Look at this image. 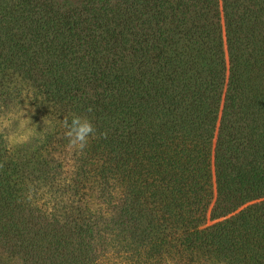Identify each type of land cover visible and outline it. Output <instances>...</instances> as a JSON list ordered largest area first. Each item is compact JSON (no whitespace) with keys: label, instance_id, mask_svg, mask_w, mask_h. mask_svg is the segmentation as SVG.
Segmentation results:
<instances>
[{"label":"trees","instance_id":"trees-1","mask_svg":"<svg viewBox=\"0 0 264 264\" xmlns=\"http://www.w3.org/2000/svg\"><path fill=\"white\" fill-rule=\"evenodd\" d=\"M25 94L0 264H264V0H0V113Z\"/></svg>","mask_w":264,"mask_h":264},{"label":"clouds","instance_id":"clouds-1","mask_svg":"<svg viewBox=\"0 0 264 264\" xmlns=\"http://www.w3.org/2000/svg\"><path fill=\"white\" fill-rule=\"evenodd\" d=\"M24 107L21 108L19 116L13 115V119H19V125L16 131L12 134L13 142H27L34 134L32 126L30 127V118L26 117L25 110L28 108L29 101L34 100L31 94L22 96ZM22 117V119H20ZM50 124V122H48ZM63 126L66 129V137L69 140L70 146L83 151L90 137L95 135V128L90 119L80 116H72L71 119H63ZM36 132H39L35 129Z\"/></svg>","mask_w":264,"mask_h":264},{"label":"rangeland","instance_id":"rangeland-1","mask_svg":"<svg viewBox=\"0 0 264 264\" xmlns=\"http://www.w3.org/2000/svg\"><path fill=\"white\" fill-rule=\"evenodd\" d=\"M21 107L23 108L24 106H21ZM20 111H21L20 106L16 105L13 108H11L10 110H8L7 112L0 113V133H3V137L8 142V145L11 147H15V148H18L24 144H31L32 142L39 140L38 139L39 138V132H36L35 129L37 131H39V128H37L36 125L40 126L41 120L38 117V114L30 111V109L28 107L25 110V112H26L25 118H30L31 123L29 126L30 127L32 126L34 134L27 142H19V141L13 142L12 141V139H11L12 134L16 131V129L18 128V125H19V119H13L12 117H13V115L19 116ZM20 119H22V117H20ZM209 215H210V213H209ZM215 223H216L215 221L208 220L207 226H211Z\"/></svg>","mask_w":264,"mask_h":264}]
</instances>
